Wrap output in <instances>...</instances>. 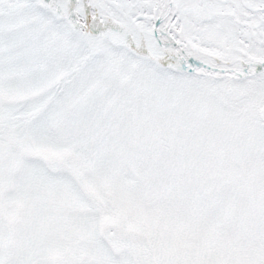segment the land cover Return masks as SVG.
Segmentation results:
<instances>
[{"label":"snow or ice","instance_id":"snow-or-ice-1","mask_svg":"<svg viewBox=\"0 0 264 264\" xmlns=\"http://www.w3.org/2000/svg\"><path fill=\"white\" fill-rule=\"evenodd\" d=\"M0 264H264V0H0Z\"/></svg>","mask_w":264,"mask_h":264}]
</instances>
